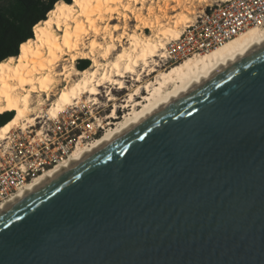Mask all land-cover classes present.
<instances>
[{
    "label": "water",
    "instance_id": "1",
    "mask_svg": "<svg viewBox=\"0 0 264 264\" xmlns=\"http://www.w3.org/2000/svg\"><path fill=\"white\" fill-rule=\"evenodd\" d=\"M202 110L245 119L126 182ZM0 264H264V42L1 207Z\"/></svg>",
    "mask_w": 264,
    "mask_h": 264
},
{
    "label": "bare ground",
    "instance_id": "2",
    "mask_svg": "<svg viewBox=\"0 0 264 264\" xmlns=\"http://www.w3.org/2000/svg\"><path fill=\"white\" fill-rule=\"evenodd\" d=\"M136 4V0H133L131 7L127 3L111 5L110 7L115 9L114 12H109V6H104V15H100L99 9L94 16H81L79 12L67 11L55 16L49 14L46 18L53 22H38L41 31L35 32L33 29L29 48L20 50L23 59L0 68V101L4 102L2 106L7 109V99L11 97V117L15 120L14 123L7 120L8 123L0 125V141L6 139L13 129L34 125L43 112H46L49 119L55 120L70 105L82 101L95 104L102 86L106 87L107 100L112 102L109 112L105 115L104 125H101L105 127L104 131L99 137L69 159L58 162L59 164L53 165V168L43 173L45 169L0 208L189 92L264 42V28L249 27L221 45L203 53L187 56L167 69L158 71V63L154 61V57L163 56L167 41H164V38L168 35H179L177 24L185 22L186 15L182 14L172 20L173 26L165 27L158 15H152L153 11H147V15H144L142 7H136ZM166 6L158 8H163L162 12L166 14ZM149 7L152 6L147 9ZM86 11L91 12L93 9L88 8ZM125 14L133 16L140 27H134L128 32V20L122 18ZM89 19L94 21L91 26L88 24ZM78 22H83L81 27L87 32L83 43H87L88 47L84 48L81 43L70 51L64 43L65 32L71 37L72 44L76 45ZM114 24L119 25V28H114ZM146 28H149L152 34H145L143 31ZM93 29L100 35L96 36ZM89 37L96 41L97 47L94 49ZM79 58H88L91 65L84 69L75 68ZM144 76L150 78L142 80ZM127 77L135 84L132 82L128 85ZM121 84L124 85L123 88L120 87ZM123 89H127V92L118 104V96L116 97L113 91L119 92ZM85 95L86 98H83ZM52 96L55 99L48 103ZM119 107L126 110L117 117Z\"/></svg>",
    "mask_w": 264,
    "mask_h": 264
},
{
    "label": "snow or ice",
    "instance_id": "3",
    "mask_svg": "<svg viewBox=\"0 0 264 264\" xmlns=\"http://www.w3.org/2000/svg\"><path fill=\"white\" fill-rule=\"evenodd\" d=\"M147 3V0H136V3ZM19 5L15 14L10 13V19L6 18L3 11L0 10V48H3L6 42L19 35L23 31L25 23L28 25V31L31 35L33 29L35 32H40L41 28L38 21H43L46 24H51L53 21L47 19L49 14L53 16L62 12H79L81 16H94L96 10L99 9L100 15H104V6H109L108 11L114 12L115 9L111 8V5H123L127 3L131 7L133 0H17ZM199 4L201 7H206L208 14L215 9L216 0H153V4L173 5L171 11L176 12L177 7L181 4ZM92 8L93 11L88 12L86 9ZM154 9L149 7L148 12H152ZM161 11L164 9L161 8ZM124 20H133V16L125 14L122 17ZM83 22L76 24V45L71 42V37L65 32L64 43L72 51L76 46L80 45L84 41V37L87 36V32L81 27ZM94 23L89 19L88 24L91 26ZM135 28H139L140 25L133 22ZM114 28L118 29L119 25L114 24ZM147 27V25H145ZM96 36L100 33L95 31ZM90 39L92 48L97 47L95 39ZM30 39L28 36L22 38L21 41L16 42V51L12 54H4L0 57V68L6 67L12 64L14 61L22 60L20 55L21 48L27 50L30 46ZM84 48L88 47L87 43H83ZM111 48V45L109 46ZM5 61L7 63H5ZM124 87L123 84L120 85ZM3 101H0V114L5 111H11L13 109L11 97L7 99V109L4 108ZM245 119L244 115L240 112L226 111L221 113H215L208 110H202L199 116L190 122H187L182 128L164 129L161 132L162 136L167 138V142L161 147L159 155L151 156L140 162L138 166L131 171L125 180L134 187H140L150 191H159L160 180L164 175H175L177 170L181 168L185 157L190 151L204 143L210 138L211 134L223 127H233L243 123ZM8 120L14 123L13 117H9ZM8 123V121H6ZM10 126V124H9Z\"/></svg>",
    "mask_w": 264,
    "mask_h": 264
},
{
    "label": "built area",
    "instance_id": "4",
    "mask_svg": "<svg viewBox=\"0 0 264 264\" xmlns=\"http://www.w3.org/2000/svg\"><path fill=\"white\" fill-rule=\"evenodd\" d=\"M249 27L264 28V0H216L211 14L206 7H200L179 35L167 39L163 56L159 58L164 63H172L203 53ZM60 118L55 119L52 127H47L43 139L17 134L16 139L8 135L0 142V206L45 169L66 157L75 131L82 125L74 122V116L71 124L63 115Z\"/></svg>",
    "mask_w": 264,
    "mask_h": 264
},
{
    "label": "rangeland",
    "instance_id": "5",
    "mask_svg": "<svg viewBox=\"0 0 264 264\" xmlns=\"http://www.w3.org/2000/svg\"><path fill=\"white\" fill-rule=\"evenodd\" d=\"M210 3H211V0H210ZM139 6L142 7V13L144 15H147L146 13H147V7L148 6H152L153 9L155 8L153 10L152 15H158L161 19V23L164 24L165 27L166 26H173L174 23L172 22V20L176 19L177 17L182 16V14L183 15L185 14L186 16L185 15L184 16L186 17L187 20H185V22L177 24L178 27L176 26L177 29H180V30L183 27V25H185L186 22L190 21L194 17L197 10L201 7L198 3L197 4H181L179 7H177L176 12L173 13L171 11L173 5L167 4L166 14H164L158 8L159 6L163 7L164 5L153 4V0H147V3H143V2L137 3L136 7H139ZM133 22H135L134 18H133V20H128V29H127L128 32L134 28ZM143 32L145 34H152L151 33L152 31L149 28L144 29ZM168 36L166 38H164L163 40L166 41V39L171 37V36H169V37ZM159 57L158 56L154 57V61H156L158 63V66H156V69L158 71L167 69L171 64H174V63H177L180 61L179 60V61H175L172 63H164L162 61V59H160ZM78 64H79V59L76 60L75 68L78 67L77 66ZM89 65H91V61L89 62ZM89 65L87 67H89ZM149 78H150L149 76L148 77L144 76L142 80H147ZM126 79H127L126 83L128 85H131L132 82L135 84V82L130 77H127ZM100 90H101V94H99L97 96L99 99L95 104H93L92 102H87V103L85 102L84 103L82 101L79 104L70 105L69 107H67L65 109V111H63L59 115L58 118L62 117V115L64 117H66V119L69 120V124L73 123V121L71 120V117L74 116V122L82 125V127L79 126L80 130L75 131V135L73 136V141H72V148L68 151L66 157H64V159H62V161L69 159L72 155L81 151V149L85 145H88L89 143H91V141L93 139L99 137L103 133L105 127L103 128V127H101V125H104L105 115L107 114V112H109L111 105H112V102L107 100V97L105 95L106 87L102 86L100 88ZM113 92L116 95V97L118 96V104H120L121 100L125 97L127 89L120 90L119 92L118 91L116 92V90H114ZM86 95L83 98H86ZM54 99H55L54 96L50 97L48 103H50L51 100H54ZM86 104H88V105H86ZM125 110H126L125 108L119 107L117 110V117H120L124 113ZM54 121H55L54 119L48 118L46 112H43L42 116L38 117L36 119L34 125L28 126L26 128L25 127H19V128H16L15 130L13 129V131H11L9 133V135L11 136V138L13 137L14 139H16L17 134L20 135V137H22V136L27 137L28 135H31V136H35L37 138L41 137L43 139L44 136H46L47 127H52L54 125ZM29 138L31 139V137H29ZM60 162L61 161H59V163ZM59 163H56L55 165H57ZM54 166H51L49 168L51 169ZM49 168H48V170H49ZM48 170L46 169L43 173H46Z\"/></svg>",
    "mask_w": 264,
    "mask_h": 264
},
{
    "label": "trees",
    "instance_id": "6",
    "mask_svg": "<svg viewBox=\"0 0 264 264\" xmlns=\"http://www.w3.org/2000/svg\"><path fill=\"white\" fill-rule=\"evenodd\" d=\"M19 5L17 3V0H0V10L3 11V14L6 18L10 19V13L15 14L17 12ZM39 22V21H38ZM28 36L31 38L33 36V32L30 35L28 31V25L27 23L24 24L23 26V31L19 33V35L14 36L13 39L10 41L6 42L3 48H0V57H2L4 54H12L16 51V42L19 40L22 42V38ZM89 59L88 58H79V64L77 65L78 69H84L89 65ZM13 114L12 111H6L3 114H0V119L1 117L6 116L5 119L0 121V125L3 124L8 120L9 117H11Z\"/></svg>",
    "mask_w": 264,
    "mask_h": 264
},
{
    "label": "flooded vegetation",
    "instance_id": "7",
    "mask_svg": "<svg viewBox=\"0 0 264 264\" xmlns=\"http://www.w3.org/2000/svg\"><path fill=\"white\" fill-rule=\"evenodd\" d=\"M6 116H7V115H5V116L1 117L0 121H1V120H3V119H5V118H6Z\"/></svg>",
    "mask_w": 264,
    "mask_h": 264
}]
</instances>
